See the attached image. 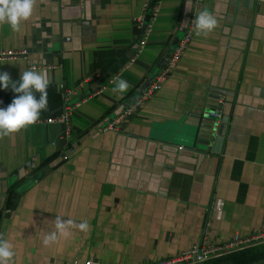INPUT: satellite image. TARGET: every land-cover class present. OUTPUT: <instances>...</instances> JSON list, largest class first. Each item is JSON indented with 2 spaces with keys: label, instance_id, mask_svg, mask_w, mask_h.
Here are the masks:
<instances>
[{
  "label": "crops",
  "instance_id": "obj_1",
  "mask_svg": "<svg viewBox=\"0 0 264 264\" xmlns=\"http://www.w3.org/2000/svg\"><path fill=\"white\" fill-rule=\"evenodd\" d=\"M191 3L162 0L132 61L144 0H38L21 31L0 25V49L29 51L0 60V73L19 82L22 71H49L40 117L79 102L66 123L37 121L0 138V238L13 245L11 264H153L202 239L264 229V0H202L196 15L210 11L218 27L206 37L194 28L161 87L118 130H102L163 68ZM118 79L130 85L122 95L112 91ZM202 89L220 93L224 121L198 163L184 150ZM17 95L0 87V108ZM57 215L89 230L70 228L45 246Z\"/></svg>",
  "mask_w": 264,
  "mask_h": 264
},
{
  "label": "clouds",
  "instance_id": "obj_2",
  "mask_svg": "<svg viewBox=\"0 0 264 264\" xmlns=\"http://www.w3.org/2000/svg\"><path fill=\"white\" fill-rule=\"evenodd\" d=\"M38 0H0V25H10L12 31H21L22 21L31 18ZM188 6V5H187ZM189 7V6H188ZM218 27V20L208 10H202L195 17V34L197 36H208ZM51 82L48 69L41 71L27 70L22 71L19 82L11 80L9 73H0V87L9 88L18 95L12 100L7 108H0V138L11 136L12 134L35 124L41 111L48 107V86ZM130 85L123 79H118L112 91L124 94ZM39 93V97H37ZM49 122H52L51 120ZM62 215H57L54 221L56 231L46 234L43 244L49 246L56 242L59 236L67 237L70 235V228H77L87 232L89 223L87 220L76 224L74 220L63 221ZM15 253L13 245L0 238V264H11Z\"/></svg>",
  "mask_w": 264,
  "mask_h": 264
},
{
  "label": "built area",
  "instance_id": "obj_3",
  "mask_svg": "<svg viewBox=\"0 0 264 264\" xmlns=\"http://www.w3.org/2000/svg\"><path fill=\"white\" fill-rule=\"evenodd\" d=\"M202 0H192L191 9L188 14L187 23L183 32V35L176 41L173 45L170 53L167 57L166 63L158 71L155 75V78L152 82L142 90L140 95L133 100L132 102L128 103L124 106V108L114 115L109 121L102 125V130L107 129H115L118 130L119 124L128 116L133 114L139 105H141L146 99H148L157 89H159L166 79L167 75L176 67L184 49L189 44L192 36L193 30L195 28V17H196V10L199 7ZM162 0H144V11L143 14L137 17V21L142 26V33L141 37L136 43L134 53L130 61L133 60L145 47L147 37L151 31L152 24L154 19L159 11L161 6ZM29 54L27 48H9V49H0V60H13L19 58H26ZM51 67L52 65H47ZM31 68H37V65L31 64ZM114 78V77H113ZM110 78V81L113 80ZM104 88V85H100V87L86 95L85 98H90L94 94L100 92ZM65 95L73 92V89L70 87H63L62 88ZM66 97V96H65ZM79 105V102H75L73 104L65 105L63 110L59 113H55L49 116L40 117L38 121H46L49 122L50 120L53 121H62L66 123L69 119L72 109ZM215 116L216 122H218L222 116V111L220 108L216 109L213 112ZM67 129H65L66 132ZM182 146L179 145L178 148ZM264 242V229L260 228L256 231L244 235H240L238 233H234L228 239L223 241H212L208 239H202L196 243H193L185 250L181 251L178 255L174 257L160 259L156 263L153 264H199L202 261L207 259L217 257L220 255H224L226 253H230L232 251H236L239 249H243L245 247L255 245L258 243ZM85 264H95L90 261H87Z\"/></svg>",
  "mask_w": 264,
  "mask_h": 264
},
{
  "label": "water",
  "instance_id": "obj_4",
  "mask_svg": "<svg viewBox=\"0 0 264 264\" xmlns=\"http://www.w3.org/2000/svg\"><path fill=\"white\" fill-rule=\"evenodd\" d=\"M192 102L194 109L191 114L194 119L195 137L192 144L186 146L187 150H184L186 151L184 153L195 156L196 162L200 163L202 159L206 158L207 153L211 149L212 141L221 131L224 115L221 116L218 122H216V118L213 115V112L222 105L218 91H212L211 89L205 91V89H202L193 97ZM178 146L175 144L172 151L182 153L183 147L178 148ZM172 156L174 157L175 154H172Z\"/></svg>",
  "mask_w": 264,
  "mask_h": 264
},
{
  "label": "trees",
  "instance_id": "obj_5",
  "mask_svg": "<svg viewBox=\"0 0 264 264\" xmlns=\"http://www.w3.org/2000/svg\"><path fill=\"white\" fill-rule=\"evenodd\" d=\"M14 184L12 181L6 191L10 192ZM6 204L9 206L10 202L7 201ZM262 262H264V242L207 259L199 264H259Z\"/></svg>",
  "mask_w": 264,
  "mask_h": 264
}]
</instances>
